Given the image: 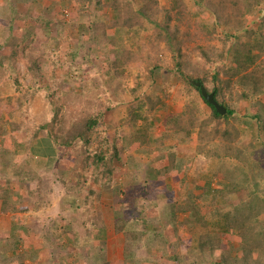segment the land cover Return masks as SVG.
<instances>
[{
  "label": "rangeland",
  "instance_id": "374dc122",
  "mask_svg": "<svg viewBox=\"0 0 264 264\" xmlns=\"http://www.w3.org/2000/svg\"><path fill=\"white\" fill-rule=\"evenodd\" d=\"M7 1L14 8L17 6L16 9L20 11L17 15H25L28 19V15L34 17L31 22L27 20L28 28L38 25L35 22L38 13L43 12L51 19L55 17L56 12H62L71 21L79 16L85 5H89L88 0L83 2L82 0H65V2L32 0L29 5H27L28 0ZM210 1L199 0L198 5L195 0H178L177 7H180L177 9L182 10L183 13L179 16L174 11V18L169 22V26L170 28L177 26L176 41L181 43L182 54L188 55L191 60L198 62L201 55L206 58L201 48H208L212 53L222 55L219 69L221 72L222 68L220 78L223 80L230 78L225 71L235 66L233 63L235 58L240 62H246L248 69L232 79L234 96H237L243 87L237 84L240 76L247 75L254 69L261 70L260 74L264 71V53L259 54L261 51L255 49L253 54H258V58H247L244 55L245 44H249L251 40L258 41V34H252L251 40L245 31L236 33V30H232L229 34L227 26L218 24V21L223 19H219L215 14L216 9L209 6ZM220 1L214 2L218 8H221ZM48 2H51L53 7L45 10L44 7L49 4ZM160 2L164 7L176 6L173 5V0H160ZM259 16L261 17V14L247 13L245 22L249 30L261 24ZM163 21L166 23V19ZM232 21L236 26L241 24L238 20ZM13 23L11 22L10 26L17 30L25 22L24 19L21 24L20 21H16L15 26ZM48 31L47 38L50 36L51 42L47 49L50 53L47 49L39 53L42 58L37 60V65L43 74L40 78L41 84L37 85L41 91L36 92L34 100L30 97L24 99L21 97L27 90L35 88L32 83L33 77L25 73L24 58H18L17 67L20 71L18 81L2 82L0 129L2 126L7 132L5 131V134L0 132V170L6 172L9 169L13 176L8 180L0 178V188L8 182L15 186L14 191L17 192L30 189L34 197L27 201L23 197L22 201L31 211L37 206L39 183L48 182L50 187L45 197L48 210L41 213L40 218L43 217L46 222H53L56 221L57 216H67L69 222L71 220L78 222L76 225L71 224L78 231L81 244L67 242V247L63 248L62 242L64 243L65 240L54 238L55 243L47 252L51 264H168L172 255L192 257L196 254L200 249L197 244L201 242L200 238L207 241L220 237L221 242L217 245L223 252H234L236 246L244 241L253 244V249H256L255 244L259 241L261 242L258 243L259 246H264V232H261L264 229V181L257 183L254 178H250L249 189L246 188V183L240 182L241 192L238 193L240 199L235 197L234 200L235 205L245 198L246 205L242 209L244 213H235L233 217H238L245 223L251 216L249 228L243 229L250 234L241 238V235L232 229L229 233H225L223 226L228 219L223 215L235 207L231 204L233 206L224 207L225 211L219 210L221 206L219 203L223 205L224 201L218 203L217 201L222 194L229 191L227 185L230 179L235 180L231 177L225 178V174L228 175L231 170L230 163L238 164V161L232 158L215 159L211 156L210 150L214 149L215 143H220L221 138L211 144L203 142L218 123L215 121L210 124L205 123V120L212 116V111L203 100L196 97V91L181 78L180 71L188 73L184 67L186 61L178 56V59L174 60L169 51L173 43H164L158 56L148 48V53L151 54L149 62L136 61L125 70L121 81L114 85L107 83L108 78L103 73L107 64L103 62L102 56L108 53L109 45H105L100 51L90 49V44L80 46L79 49L76 42L79 36L77 30L63 28L56 21L48 26ZM122 31L123 29L120 32ZM123 33L125 34L123 42L132 44L131 30L127 29ZM260 33L264 35V29ZM9 34L17 36L15 31L10 33L8 30H2L0 42ZM147 34L144 33L145 36ZM37 36L39 38L37 42L45 41L43 34ZM28 45L31 46L30 43ZM76 51L77 54L73 58V53ZM252 60L258 65H252ZM155 65L162 70L154 71ZM74 73L76 75H73ZM150 75L153 77L150 78ZM67 79L76 84L75 87L69 84L72 88L70 92L73 100L72 104H68L71 109L69 117H75L80 111H85L92 102L100 119L91 133L89 142L84 148V156L78 164L71 160L75 157L71 149L63 146L56 152L51 164L46 165L44 160L38 157L35 159L29 140H33L35 136V122L39 120L38 118L46 117L50 120L52 115L47 97L52 91L50 87L55 86L57 80L61 84L62 80ZM83 84L90 88L89 94L88 91H83ZM217 86L218 83L210 76L205 87L213 89ZM225 91L227 92V89ZM159 99L167 107L163 108V103H158L152 110L153 103ZM193 100L196 101V105L192 103ZM261 100L264 103V96ZM189 106L198 111V114H194L193 119L180 121L181 128L193 129L192 135L181 144L179 128L171 125L165 129L166 120L174 117L177 119L182 117L181 115L187 116ZM245 108H250L252 113L261 111L260 105L246 101L239 106L242 114ZM20 111L23 112L22 115H12ZM263 112L264 110L262 114ZM135 113H147L151 117L154 115L153 124L143 136L133 131L141 123V121H132L137 118ZM219 127L223 130L226 124L222 123ZM249 130L252 142L259 147L262 139L257 120L250 125ZM45 135L46 131L43 130L41 136ZM6 138L9 139L6 141ZM19 140L24 143L22 148ZM242 144L245 145V139ZM116 151L119 156L114 155ZM97 155L103 156L104 159L99 160ZM259 163L264 164V151L261 153ZM233 174L236 175L234 171ZM60 177L65 179V184L61 183ZM245 180L244 178L243 181ZM67 186L75 188L73 195L67 190ZM249 196L253 201L248 198ZM73 201L75 203H72ZM246 209L248 212L245 211ZM250 210L252 212L249 213ZM32 214L33 212L27 215L11 214L6 224H1V216L3 222L5 216H0V264L5 262L6 256H9L11 251L14 252L13 246L9 243L14 236L33 240V233L28 230L25 233L13 231L15 218L19 221L27 219L33 223ZM84 219L86 222L82 223ZM65 223L66 221L60 223L59 232ZM30 226L35 230L33 224ZM99 226H104L102 230L106 233L105 238H100ZM188 236L191 242L188 239V241L183 240ZM130 241L136 243L139 250L133 248L132 251L133 246ZM8 243L10 248L12 247L11 251L8 249ZM128 246L129 251L125 253ZM235 254L242 253L235 251ZM204 259L207 261L205 257ZM251 259V264H264V255L261 252L255 253ZM214 260L218 258L214 257ZM45 261L44 259L40 262L37 257L28 264H46ZM188 263L187 260L186 264Z\"/></svg>",
  "mask_w": 264,
  "mask_h": 264
},
{
  "label": "trees",
  "instance_id": "16d2710c",
  "mask_svg": "<svg viewBox=\"0 0 264 264\" xmlns=\"http://www.w3.org/2000/svg\"><path fill=\"white\" fill-rule=\"evenodd\" d=\"M63 1L65 2V0ZM83 1L84 0H82V2ZM195 1L198 3V5L200 4L199 0ZM215 1L216 0H211L209 2V6H211L212 9H216L215 14L219 19H223L222 21H218V24L227 26V31L229 34L232 30H236V33L245 31L250 40L252 39V34H258V41L252 42L251 40L248 42L249 44H245L244 51V55H246L247 58L257 59L259 55L253 54L255 49L261 51L259 54L264 53V35L260 33V31L264 29V0H221V8H218V6L214 4ZM3 2H5L4 9H0V32L2 30H8L10 33L15 31L17 36H12L9 34L2 39L4 45L0 44V93L2 92V82L4 80L18 81V77L20 76V71L17 67L18 58L25 59V73L33 77L34 81H32V83L35 85L34 89L27 90L21 95V97L23 99L24 97H30L32 100H34L36 97V92L41 91L40 88H37V85L41 84L40 78L43 73L40 67L37 65V60L42 58L39 53H43V49H47L48 44L51 42V37L49 36V38H47V34L49 32L48 26L52 25V23L55 21L60 23L63 28L69 27L70 30H77L79 36L76 42L79 49L80 46L83 47L86 44H90V49L96 51H100L105 47V45L110 46L108 53L102 56L103 62L107 64V68L103 73L105 74L106 78H108V84L115 85L119 83L125 73V70L128 69L130 65H133L136 61L141 60L143 62H149V57L151 54L148 53V48H151V51L156 52V55L158 56V52L164 43H173V45L170 46L169 51L171 52L174 60H176V58L178 59V57H183L186 61V65H184V67L188 73L186 74V72L183 73L180 71L181 78L184 80L185 84L196 91V97L203 100V102L212 111V116L205 120V123L210 124L214 121L218 123L216 124V128L212 130L210 134L211 136L208 135L207 138L203 139V142L211 144L216 141V139L221 138L220 143H215L214 149L210 150V153L212 154L211 156H213L215 159L232 158L233 160L238 161V164L230 163L231 170L228 172V175L225 174V178L231 177L235 178V180L232 181L229 178L230 183L227 185V187H229V191L225 194H222L220 199L217 201V203L224 201L223 205L219 203L221 206H219L218 209L225 211L224 207H227L231 204L234 205L235 197L240 199L238 195V193L241 192L240 182L246 183V188L249 189L251 186L250 178H254L257 183L264 181V164L259 163L261 153L264 151V112L262 114V110H264V103L261 100V97L264 96V71L262 74H260L261 70L254 69L253 72L244 76H240L237 79V84L242 85L244 88L241 86L242 88L237 93L238 95L234 96L235 88H233L232 79L243 70L248 69L246 62H240L235 58L233 60L235 66L231 70L226 69L225 71V74L230 78L228 80H223L220 78L222 68L221 72L219 69V62L222 60V55L219 56L217 53L214 54L208 50V48H201V52L205 53L206 58L201 55V57L199 56V61L195 62L191 60L188 55L182 54L181 43L179 44V42L176 41L178 36L177 26H174L173 28H170L169 26V22L174 18V11H176V15L183 13L182 10L177 9L180 7H177V4L179 5L178 0H173V5H176L173 8H171L172 6H162L160 0H88L89 5L86 6L84 3L85 6L79 12V16L75 19H72L71 21L70 19H67L62 12H56L55 17L51 19L46 17L42 12L38 13L35 18V22L38 25L30 26V28H28L26 24L27 20H29L28 22H31L34 19L32 15H28L29 19L25 15H17L20 12L18 9H16L17 6L14 8L5 0L0 2V5H2ZM31 2L32 0H28L27 5H29ZM48 3L49 4L44 7L45 10L52 9L51 6L53 7L51 2ZM37 4L40 5L39 3ZM247 13H252L253 15L261 14V17L259 16L261 24H259L257 28L249 30L246 27L247 22H245V20L247 21V19L245 16ZM23 19L25 23L22 24L21 28L14 30V27H11L12 25L10 26L11 22H14L13 25L15 26L16 21H20L21 24ZM163 19H166V23L163 21ZM232 20L240 21V26L234 25ZM122 29L123 31L120 32ZM127 29L131 30L130 40H132V44L123 42V40H125L123 39L125 36L123 32H125ZM145 32L148 33V37L144 35ZM40 34H43V40H45L42 41L41 39L42 43L37 42L39 40L37 35ZM239 38H241V36H239ZM28 43H30L31 46H29ZM248 45L251 46L249 47ZM47 52L50 53L48 49ZM145 52H147V54H145ZM76 54L77 51L73 53L72 57L74 58ZM203 57L206 60L205 64L203 63ZM251 64L258 65L256 62H254V60H252ZM154 67V71L162 70V68H159L158 65H155ZM212 68L214 70H212ZM259 68L261 69V64ZM73 75L76 74L74 73ZM7 76L11 79H8ZM210 76L218 83V86L213 87V89L206 88L207 92L215 93V100L219 104L223 105L227 110L225 115H220L216 108L204 99L201 88L197 87L191 82V80H194L201 82L202 85L205 86L206 81L208 78H210ZM152 77L153 75H150V78ZM59 80H57L55 86L50 87L52 89L51 93L48 95L46 94L50 105L49 111L50 114H52L50 120H47L46 117H43V119L41 117L38 118L39 120L35 122L36 128L34 130L35 136H33V139L34 141L38 142L39 147L41 146L40 142H49L52 147L57 150V152L60 147L66 146L67 148L71 149V152H73L75 155V157H73L71 160L78 164L79 161H81L82 156H84V148L88 144L91 133L97 126L100 118H98V113L95 112L92 102L89 103V107L87 106L85 111H80V113H78L75 117H69L71 109L69 108L68 104L73 103L70 92L72 88L70 85L75 87L76 84L68 79L66 81L62 80L60 84ZM81 86L82 83L80 82V87ZM89 89L90 88L83 84L84 92L88 91L89 94ZM226 89L227 92L225 91ZM60 90L61 93L58 94ZM244 101L260 105L261 111H253L252 113L250 108H245L243 110L245 112L242 114V109H239V106ZM158 103H163V108L167 107V105L162 102L161 99H159L153 103L152 110L155 109ZM192 103L196 105L195 100H193ZM187 111H189V113H186L187 116L181 115L182 117H178L177 119L175 117L170 118L166 120L167 125H165V129L171 125L175 126V128H179L178 132L181 133V138L179 137V143L181 144H184L186 140H188V137L192 135L193 129L191 130L188 128H181L179 126L180 121H187V118L193 119L196 113L198 114V111H195L192 106H189ZM18 114L22 115L23 112L20 111L12 115ZM134 115H136L137 118L133 119ZM134 115L132 117V121H141V123L137 127L134 126L135 128L133 131L134 133L143 136L151 124H153L155 119L154 115L152 117L148 116L147 113H135ZM256 120L257 126L259 127V135L262 139V144H260L259 147L254 142H252L251 133L249 130L250 125ZM0 121H2L1 118ZM222 123L226 124V128L223 130L221 127H219V125ZM0 130V132H3L4 134L5 131L7 132V129L2 126ZM43 130L46 131L45 136H41V132ZM244 139L245 145L243 146L242 143H244ZM23 146L24 145L22 144L21 148ZM117 153L118 152L116 151L114 155L119 156ZM97 156H99V160L104 159V157L101 155ZM233 171L236 175L233 174ZM6 172L8 174L1 178L8 180L13 175L9 169H7ZM244 178L246 179L245 181H243ZM60 181L63 184L66 183L65 179L63 180L62 177H60ZM49 187L50 186L48 182L41 181L39 183L37 188L38 196L36 197L38 201L35 208L38 207L39 204L41 205L40 207L43 208L45 205H47V203L45 204V197L48 195ZM222 187H224V185ZM74 189V187L67 186V190L70 191L71 195L75 193L73 192ZM28 193V195L34 197V194L31 192V190H29ZM248 198L253 201L252 197L249 196ZM244 200L245 198L239 201L241 207L239 204H235V209H231L225 212L223 215L228 219V222L226 221L225 225L223 226L225 233H229L230 229H232L241 235V238L250 234V232L244 231L243 229L244 227L249 228L248 225H250L252 218L249 216L244 223V220L241 221L238 217L235 218L233 216L235 213H244V210H242L244 205H246ZM72 203H75V201ZM17 207V203L11 202L10 195L7 194L5 196V200L3 201V205H1L2 211L6 212L9 209L12 211H17ZM245 211L248 212V209ZM250 212H252V210H250L249 213ZM84 220L82 223L86 222V219ZM63 221H66V223L63 225L61 232H59L60 225L56 224V222L61 223ZM71 223H75V225L78 224V222L74 220L69 222L67 216H57L56 221L53 222L44 221V245L51 248L55 243L54 238L65 240L64 243L62 242V245L64 246L63 248L67 247V242L80 245L81 242H79L80 238L78 231ZM103 227L104 226H99V232L101 234H99V236L101 239L106 237L105 231L102 230ZM261 232H264V229L261 230ZM130 237L131 233L129 234V240ZM187 239L189 242H191V238L189 236L187 238H183L185 241H188ZM84 240L86 241V239ZM200 240L201 242L197 243L200 248L198 252L192 257L190 255H186L187 260L189 261L188 264H251V258L254 257L255 253L261 252L264 255V246L260 247L258 244L261 243L260 241L255 244L256 249H253V244H250L249 241H244L241 244H238L235 251H239L242 254H235V251L223 252V250H219L217 244L221 242L220 237L211 238L207 241H204L202 238H200ZM130 244L133 246L132 251L133 248H135V250L136 248L139 250L138 246L135 245L136 243L130 241ZM128 251L129 246L125 249V253H128ZM186 256H182L181 254L180 256L172 255L169 258L168 264H186ZM204 257L207 259V261L204 259ZM214 257H217L218 260H214ZM6 258V262L8 263L25 264V255L18 252L16 253V251L12 252L10 256H6Z\"/></svg>",
  "mask_w": 264,
  "mask_h": 264
},
{
  "label": "crops",
  "instance_id": "0c3cea01",
  "mask_svg": "<svg viewBox=\"0 0 264 264\" xmlns=\"http://www.w3.org/2000/svg\"><path fill=\"white\" fill-rule=\"evenodd\" d=\"M3 0H0V2H2ZM6 2H8L7 0H5ZM4 3L2 5H0V9H4ZM9 3V2H8ZM1 45H4V42H0ZM9 74V73H8ZM8 77V76H7ZM8 79H11L10 77H8ZM9 138H6V141ZM21 142V140H19ZM27 141V140H25ZM24 141V142H25ZM35 142V143H34ZM6 143V142H5ZM30 145L32 146L33 149V156L35 157V159L38 157V159L40 158V160H44L46 165H50L51 162L55 159V155L57 150L54 149V147H52V145L49 142H45L42 143L40 142V147L38 142L33 140H29ZM34 143V144H33ZM21 144H24L21 142ZM55 150V151H54ZM6 172L5 170L1 169L0 170V178L3 176H6ZM15 190V186H13L12 183H4L2 185V187L0 188V216L3 215L4 217V222L2 221V216H1V224L5 223L8 221V218H10V215H22V214H28V213H32L33 212V223L29 222V220L27 219H23L22 221L17 220L18 218H15V222H14V226H13V231L14 232H21V233H25L27 230L32 234V238L33 240L27 239V238H20L17 236H14V239L9 240V243L11 244V246H13L14 251L19 252L20 254L25 255V264H28L29 261L31 260H35L37 257H39L40 262L42 260H46V264H51V258H47L48 256V251H49V247L44 245V241H43V236H44V226L43 223L45 220H43V217L40 218V214L46 212V210H48L46 208L47 205H45V207H40L41 205L39 204L38 207H33V210H29L28 209V205L24 204L23 197L25 198V200H30L31 197L28 195L29 190H21L20 192L14 191ZM19 191V190H18ZM19 193L21 196H19ZM9 194L10 195V199L11 202L14 203H18L17 204V211L14 210H8V211H2L1 209V205H3V201L5 200V196ZM22 198V199H21ZM21 220V219H20ZM32 221V220H31ZM31 224L34 225L35 230H33L31 228ZM56 224L60 225V222H56ZM27 232V233H28ZM16 234V233H14ZM7 240V239H6ZM8 243V249H10V245ZM12 253V251H11ZM10 256V255H9ZM50 256V255H49ZM48 256V257H49ZM3 260H5V258H3ZM7 260V259H6ZM2 262L3 264H7L8 262ZM37 262V261H36Z\"/></svg>",
  "mask_w": 264,
  "mask_h": 264
},
{
  "label": "water",
  "instance_id": "95a60500",
  "mask_svg": "<svg viewBox=\"0 0 264 264\" xmlns=\"http://www.w3.org/2000/svg\"><path fill=\"white\" fill-rule=\"evenodd\" d=\"M191 82H192V84H194V85H196L197 87H200V88H201V90H202V95H203L204 99H205L208 103H210L211 105H213V106L216 108L217 112H218L220 115H225V114H226V112H227L226 108H225L223 105L219 104V103L215 100V93H214V92H212V93H208L206 87H205L204 85H202L201 82H197V81H194V80H191Z\"/></svg>",
  "mask_w": 264,
  "mask_h": 264
}]
</instances>
